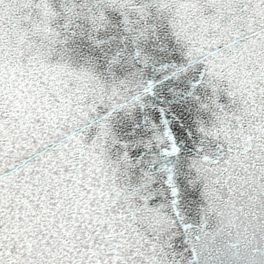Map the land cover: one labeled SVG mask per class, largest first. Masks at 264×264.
Masks as SVG:
<instances>
[{
	"label": "snow or ice",
	"instance_id": "obj_1",
	"mask_svg": "<svg viewBox=\"0 0 264 264\" xmlns=\"http://www.w3.org/2000/svg\"><path fill=\"white\" fill-rule=\"evenodd\" d=\"M0 264H264V0H0Z\"/></svg>",
	"mask_w": 264,
	"mask_h": 264
}]
</instances>
